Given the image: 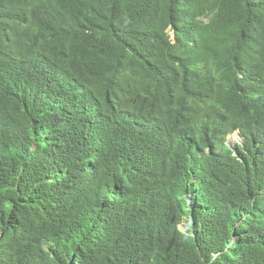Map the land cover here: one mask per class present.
<instances>
[{
  "label": "trees",
  "instance_id": "16d2710c",
  "mask_svg": "<svg viewBox=\"0 0 264 264\" xmlns=\"http://www.w3.org/2000/svg\"><path fill=\"white\" fill-rule=\"evenodd\" d=\"M0 264H264V0H0Z\"/></svg>",
  "mask_w": 264,
  "mask_h": 264
},
{
  "label": "clouds",
  "instance_id": "9594fccd",
  "mask_svg": "<svg viewBox=\"0 0 264 264\" xmlns=\"http://www.w3.org/2000/svg\"><path fill=\"white\" fill-rule=\"evenodd\" d=\"M231 135H236V137H237V139H238V142H236L235 144H231V143H230V137H231ZM231 135L228 137L226 144H227L229 147L232 148L234 145H238V144H240L241 141H240V135H239V132H238V131L234 132V133L231 134Z\"/></svg>",
  "mask_w": 264,
  "mask_h": 264
},
{
  "label": "rangeland",
  "instance_id": "374dc122",
  "mask_svg": "<svg viewBox=\"0 0 264 264\" xmlns=\"http://www.w3.org/2000/svg\"><path fill=\"white\" fill-rule=\"evenodd\" d=\"M236 142H238V139H237L236 135H231V137H230V143L231 144H235Z\"/></svg>",
  "mask_w": 264,
  "mask_h": 264
}]
</instances>
